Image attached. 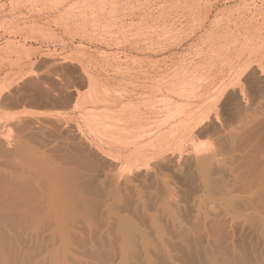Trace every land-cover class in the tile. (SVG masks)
Here are the masks:
<instances>
[{"label": "rangeland", "instance_id": "1", "mask_svg": "<svg viewBox=\"0 0 264 264\" xmlns=\"http://www.w3.org/2000/svg\"><path fill=\"white\" fill-rule=\"evenodd\" d=\"M116 1L113 4L107 0L103 5H108L101 7L88 4V0H0V139L14 151L7 147L8 153L0 142V149H6L0 154V163L8 166L6 162L17 153L21 159H16L18 170L25 174L45 173L47 180L61 176L57 182L65 185L80 175L82 186L75 181L84 198H73L72 213L78 227L87 224L97 236L111 225L106 241L99 245L109 264H147V250L152 264H264V228L224 214L220 194L204 187L211 174L218 182L228 177L221 159L224 157L210 156L216 150L210 134L195 132L180 146L153 160L152 164L158 166L157 184L144 177L126 180L134 174H128L120 157L123 145L119 140L110 144L111 137L106 133H119L122 125L136 119L142 126L138 134L152 129L155 134V125L166 116L167 104L177 98L168 92L154 94L150 87H138L136 82L150 84L157 78H169L202 32L188 38L192 23L184 0ZM213 1L219 11L236 6L240 0ZM80 14L89 16L87 24H80V20L66 24L61 17L78 18ZM97 14L100 19L95 21ZM172 26L178 27L176 34L172 29L170 33ZM84 27H88L86 32ZM150 27H157V37L151 35ZM152 36L158 45L149 49L154 43L149 41ZM93 76L97 77L95 85ZM117 96L121 100L115 103ZM110 109L126 112L124 120L101 129L104 127L99 125L103 126ZM128 132L121 130L122 138L128 139ZM125 154L127 151L122 157ZM198 166L203 169L198 170ZM116 184L118 192L114 190ZM215 211L224 212L220 219L225 225L220 234L198 225L199 212L213 218ZM181 228L186 231L183 238L178 233ZM80 246L74 248L79 256L97 262L93 253Z\"/></svg>", "mask_w": 264, "mask_h": 264}, {"label": "bare ground", "instance_id": "2", "mask_svg": "<svg viewBox=\"0 0 264 264\" xmlns=\"http://www.w3.org/2000/svg\"><path fill=\"white\" fill-rule=\"evenodd\" d=\"M184 1L186 2L185 7H188L186 15L190 18L189 22L192 23L191 26L187 25V27H190V34L187 37L192 38L197 32H202L201 35L198 33L199 38L196 42L194 41L195 44H192L193 48L188 51L187 57L178 66H174L175 68L171 65L174 71L169 75L170 77L168 76L169 78H157V82L155 79L152 82L150 80V84H146V80L144 81L145 84L136 82L138 87H145V89L150 87L154 94L159 91L172 93L177 100H174V97L170 98L174 101L169 100L171 103L167 104L166 116L155 125V134L152 133L153 129L148 132L139 131L138 134L136 131L142 126L134 119L128 124L120 125L121 130H129L128 139L122 138L121 130L118 131L119 133H106V135L111 137L110 144H114L119 140L123 145L120 149V157L126 163L128 174H134L131 175L132 178L129 176L126 178L128 182L144 177L147 180L152 179L157 184L159 172L158 166L152 164L153 160L163 156L166 150L180 146L195 132L210 134L215 140L213 146H216L215 152L211 153L210 156L220 154L224 157H221V159L226 164L223 161L221 162L224 164L222 166L225 171H228V177L218 182L217 179H213L212 174L209 173L211 178L204 174L210 179H203L207 184L203 186L205 189H212L211 192L216 193L217 191L220 194L221 203L225 204L224 214L250 220L252 223L264 228V0H240L236 6H227V8H221L219 11H216V3L213 0ZM184 1H182V7L185 4ZM223 1L228 3L231 0ZM105 2L107 3V0H88V4H100L101 7ZM111 2L113 4L118 3L116 0H111ZM176 4L178 5V1ZM171 5L173 4L171 3ZM81 13L83 12L81 11ZM98 14L93 17L95 21L100 19ZM73 16L62 15L61 17L66 24L72 20L78 22L80 20L79 23L84 25L88 23L89 16L87 14L78 18ZM94 20L93 22H95ZM99 24L98 22L95 25ZM87 28H83L84 32ZM177 29V26H172L170 33L176 34ZM152 31L151 35L159 33L157 27H154ZM189 31L186 32L189 33ZM155 36L149 37V41L154 42L153 45H149V49L150 46L154 47L157 44ZM146 39H148L147 36ZM143 41L140 40L141 43L146 44ZM135 46L137 47V45ZM138 49L141 50L142 48ZM166 60L163 59L165 63ZM135 69L137 68L135 67ZM141 69H143L142 66ZM136 72L139 71L136 70ZM148 75L149 73H147V77ZM136 77L142 78L140 76ZM91 80L93 85L97 83V77L93 76ZM117 97V101L115 97L112 102L116 101L115 103H118L121 100V98L119 99L120 96ZM124 115H126L124 111L114 112L110 109L105 122L102 124L103 126H99L104 127L101 129H105L107 125L117 124L124 120ZM130 117L132 118V116ZM0 142L3 146L8 144V142L4 144L3 139H0ZM2 148L0 154L6 151ZM9 149H7L8 153ZM126 151L127 154L122 157L123 152ZM39 154L41 155V153ZM203 154L204 157L208 156L205 153ZM83 155L88 154L84 153ZM8 157L7 155V159H11ZM15 157L8 161L9 164L5 161L8 166H3V161V163H0L2 166V168L0 166V264H109L99 251V245L106 241L105 236L109 235L111 225L109 224L104 232L99 233L100 235L97 236L96 231L94 232L87 224H84L85 226L80 224L78 227L76 225L78 222L75 221L72 213L75 207L72 204L74 202L73 198L75 196L81 199L84 198L83 191L80 188L82 186L80 175L77 176V179L72 180V184L66 183L65 185L62 182V184L57 182V179L61 176L53 177V180L50 179V181L46 179L45 173H38V175L34 173L35 175H32L30 173L25 174L26 171H19L18 160L20 158ZM33 163L35 162L33 161ZM23 165H20V168L22 167L24 170ZM200 166L207 168L204 165ZM3 167L5 168L3 169ZM6 167H8V170H5ZM206 170L208 171V169ZM110 175L113 174L110 173ZM75 180L80 181V186H76ZM215 180L218 182L217 184L213 182ZM117 185H115L114 190H116ZM223 213L215 211L214 217L210 218L208 213L202 215L199 212L198 225L208 226L213 233L220 234L225 225L220 219ZM178 233L183 238L186 231L181 228ZM76 241L81 242L78 245L81 244L80 247H83L85 252L93 253L97 262L88 261L79 256V253L74 249L78 246L75 244ZM146 261L147 264H152L148 250L146 251Z\"/></svg>", "mask_w": 264, "mask_h": 264}]
</instances>
